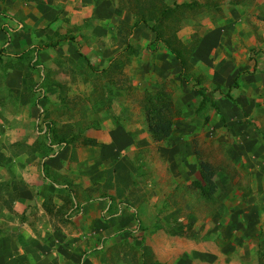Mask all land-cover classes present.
I'll return each instance as SVG.
<instances>
[{"label":"rangeland","instance_id":"obj_1","mask_svg":"<svg viewBox=\"0 0 264 264\" xmlns=\"http://www.w3.org/2000/svg\"><path fill=\"white\" fill-rule=\"evenodd\" d=\"M12 2V9L0 10L2 45L16 38L25 43L22 40L24 34L39 31L25 22L28 10L24 4L31 1ZM218 6L217 12L206 7H193L184 9L178 16L181 28L170 40L179 42L178 49L183 51L188 61L184 71L165 45L155 41V35L148 26L132 28L140 18L137 10L130 7L124 9L114 24L87 23L83 29L76 28L77 45L63 41L48 52L50 47L46 45L69 36L60 29V25L56 26L54 34L49 28L50 32L42 33V38L36 42V48L42 53L38 52L34 61L27 54L8 58L0 44V86L4 76L2 68L18 67L30 75L28 66L31 62L36 66L35 76L30 79L32 73L26 77L28 85L22 92L11 90L9 103H6V94L0 87V109L5 106L4 112L14 116L16 104L13 100L23 96L27 106H34L35 111L40 112L37 130H44L51 145L59 147L75 137H83L84 140L92 130L104 127L107 120L115 121V126L124 127L132 143L140 147L128 151L127 163L139 165L132 175L134 182L145 179L153 191L179 193L182 196L176 201L178 205L186 203V197L195 207L202 204L206 207L210 201L211 213L205 216L208 217V225L218 229L220 221L224 227L221 235L227 230L229 237L240 222L246 223L248 219L244 214H239V218L233 217L227 209L224 212L219 198L229 190L246 191L250 188V173L236 167L238 159L243 158V144L238 139L241 131H257L264 139V68L259 65L264 63V56L253 48L244 54L243 49L247 47L244 37L243 40L239 36L225 38L228 26L218 24V21L230 9L225 3H222L223 8ZM103 13L109 16L105 11ZM259 17L264 18V9ZM208 19L212 20L213 28L209 29L210 36L206 39ZM148 25L154 26V21ZM173 27V19L161 25L163 38L169 37L168 32ZM111 30H115L120 39L125 37L123 45L122 41L115 43L109 38L95 39L96 31L106 34ZM238 30L240 28L234 25L228 33ZM70 33L74 34V30ZM180 43L186 46H180ZM112 46L118 47L120 52L107 55L105 51ZM43 49H46V54ZM78 53L83 57L80 58ZM48 64L53 67L48 68ZM63 64H68L73 70L74 83L71 86L64 82L69 72H62ZM42 65L47 68L43 69ZM181 72L189 83L180 78ZM256 101L260 104H255ZM160 108L163 110H158ZM156 116L171 122V134L164 139H156L150 131V125H156L158 120H149ZM59 147L57 149H61ZM140 149L143 150L138 152ZM22 152L19 146L17 154ZM0 153L2 159L6 152ZM244 203L245 199L228 198L226 201L230 206L237 204L239 209L245 207ZM200 212L196 210L195 213L199 222L202 220ZM19 218L22 223L27 217L23 214ZM145 223L152 224L153 218L147 216ZM106 233L108 235L109 232ZM137 237L139 241L134 244L121 240L107 246L104 241V248L99 249L103 262L106 264L113 260L114 264H122L124 257H131L138 263L139 257L144 259L155 253L156 244L152 245L154 248L150 247L146 240H141L142 234ZM53 259L58 263L57 256L52 255Z\"/></svg>","mask_w":264,"mask_h":264},{"label":"crops","instance_id":"obj_2","mask_svg":"<svg viewBox=\"0 0 264 264\" xmlns=\"http://www.w3.org/2000/svg\"><path fill=\"white\" fill-rule=\"evenodd\" d=\"M154 1H161L169 7L197 3L199 6L196 8L206 7L216 12L218 4L222 7L225 3L230 10L218 21V24L228 26L225 38L239 36L243 40L244 37L247 46L243 49L244 54L253 48L264 56V18L259 17L264 9V0ZM13 6L12 0H0V10L12 9ZM24 6L28 10L26 24L39 31L24 34L22 40L25 43L16 38V41L2 45L0 35V44L8 58L27 54L33 57L31 61L40 51L36 48L37 40L42 38V33L50 32L49 28L54 34L56 26H62L60 29L75 39V42L68 41L77 45L76 28L83 29L87 23L114 24L124 9L130 7L128 0H41L27 2ZM103 11L109 16H104ZM206 21L208 30L205 38L208 39L209 29L213 26L212 20ZM234 25L240 30L228 33ZM72 30L74 34L70 33ZM106 34L96 31L95 39L109 38L115 43L122 41L123 45L125 37L120 39L115 30ZM51 49H47L48 52ZM107 50V55L120 52L114 46ZM42 51L46 54V49ZM78 56L83 57L81 53ZM259 65L264 68L263 62ZM46 66L53 67L50 64ZM41 67L47 68L45 65ZM35 69L31 62L27 69L30 75L33 73L30 79L35 76ZM1 70L4 76L0 87L6 94V103H9L11 90L22 92L28 85L26 77L30 75L18 67ZM61 70L69 72L64 81L67 86L73 85V70L68 64H63ZM21 97L13 100L16 104L14 116L4 112L5 106L0 109L3 111L0 115V152H6L0 158V264H105L99 252L105 243L111 246L127 240L134 244L141 234V240H146L148 246L154 248L152 245L156 244L155 253L144 259L139 257L138 263L136 258L124 257L122 264H264L262 134L257 131L240 132L238 140L243 144V158L238 159L236 167L250 173V188L226 191L219 199L224 212L227 209L231 216L238 218L239 214H244L248 220L240 222L228 237L226 228L225 234L221 235L224 227L220 221L218 229L208 225V217L205 216L211 213L210 201L206 207L204 204L195 207L186 197V203L178 205L176 201L182 196L179 193L153 191L145 179L134 182L132 175L139 165L127 163L128 151L140 147L132 143L124 127L117 128L115 121L107 120L104 127L92 130L91 136L84 140L83 137H75L68 143L65 139L63 147L51 145L45 131L37 130L40 112H36L34 106H27L26 99ZM64 134L66 136V132ZM19 146L23 151L21 154H17ZM228 198L245 199V207L239 209L237 204H226ZM196 210L201 211L200 222L195 215ZM217 213L220 216L219 209ZM23 214L27 218L20 223L19 217ZM147 216L153 218L150 225H145ZM88 251L90 253L86 254ZM52 255L57 256L58 263L52 260ZM106 264L114 262L111 260Z\"/></svg>","mask_w":264,"mask_h":264},{"label":"trees","instance_id":"obj_3","mask_svg":"<svg viewBox=\"0 0 264 264\" xmlns=\"http://www.w3.org/2000/svg\"><path fill=\"white\" fill-rule=\"evenodd\" d=\"M26 1H41V0H26ZM129 6L132 9H136V14L139 16V20L132 26V28H137L141 25L148 26L150 30L155 35V41H160L165 45V48L174 55V57L178 60L179 64L181 65L182 71H184L188 61L185 59L183 55V51L178 49V41L172 42L170 40L171 36L176 34L179 29L181 28L180 19L178 16L182 15V11L184 9H191L193 7L199 6V4H176L174 7L166 6L161 1H154V0H128ZM170 19H173L174 27L171 32H168L169 37L163 38V35L160 33V27L162 24L167 23ZM154 21V26L148 25L150 22ZM167 26V25H166ZM73 41L75 42L74 38H69V36H64L61 41H58L51 45H46L50 48H57L59 44L63 41ZM180 46H186L180 43ZM180 78L184 80L186 83H189L188 79H185L183 72L180 73ZM202 96H205L202 91H198ZM162 108L158 109L161 110ZM163 110V109H162ZM158 120V123L155 125H150V131L156 139H164L171 134V122L169 119H163L156 116L152 120Z\"/></svg>","mask_w":264,"mask_h":264}]
</instances>
